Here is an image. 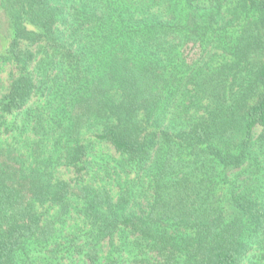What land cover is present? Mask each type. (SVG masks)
Here are the masks:
<instances>
[{
  "label": "trees",
  "instance_id": "trees-1",
  "mask_svg": "<svg viewBox=\"0 0 264 264\" xmlns=\"http://www.w3.org/2000/svg\"><path fill=\"white\" fill-rule=\"evenodd\" d=\"M0 264H264V0H0Z\"/></svg>",
  "mask_w": 264,
  "mask_h": 264
},
{
  "label": "rangeland",
  "instance_id": "rangeland-1",
  "mask_svg": "<svg viewBox=\"0 0 264 264\" xmlns=\"http://www.w3.org/2000/svg\"><path fill=\"white\" fill-rule=\"evenodd\" d=\"M195 53H197V49H187L185 50V54L187 55V57H195Z\"/></svg>",
  "mask_w": 264,
  "mask_h": 264
}]
</instances>
